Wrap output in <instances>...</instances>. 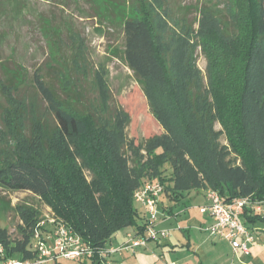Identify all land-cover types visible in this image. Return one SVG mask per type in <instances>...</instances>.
<instances>
[{
	"label": "trees",
	"instance_id": "obj_1",
	"mask_svg": "<svg viewBox=\"0 0 264 264\" xmlns=\"http://www.w3.org/2000/svg\"><path fill=\"white\" fill-rule=\"evenodd\" d=\"M134 1L137 17L126 18L123 25L124 61L142 82L155 117L171 137L149 140L143 146L147 153L144 163L142 147L131 144L128 149L135 155L132 161L136 166H128L122 152L121 114H117V121L99 123L94 114L77 106L76 92L64 86L69 97H59L37 70L32 84L54 119L51 132L21 97L24 81L18 69L12 70L8 82L0 83L6 103L0 131V187L31 192L46 200L64 224L94 249L93 264H100L99 251L119 232H144V212L134 202V193L148 173L155 178L148 181L163 184L164 196L174 203L208 186L226 202L248 198L254 204H264V141L255 143L250 138L264 128V0H219L222 10L214 5L219 1L205 4L202 13L207 20L200 24L198 37L211 64L209 82L215 113L202 91L192 58L169 63L162 36L166 30L159 28L153 16V3ZM156 1L158 6L163 0ZM216 119L226 129L233 150L244 160L243 165L226 166L222 179L207 161L218 153L213 131ZM64 138L74 146V158L73 154H59L55 143ZM159 148L162 152L155 153ZM186 154L196 160L205 182L185 179L190 168ZM76 157L94 175L91 186L83 178ZM167 166L172 169L169 177L164 176ZM145 167L150 172L144 173ZM21 215L27 223V229L20 230L24 240H10L7 231L0 228V243L8 256L31 260L35 257L30 247L39 213ZM243 221L252 231L256 223L264 222V215L247 211Z\"/></svg>",
	"mask_w": 264,
	"mask_h": 264
},
{
	"label": "rangeland",
	"instance_id": "obj_2",
	"mask_svg": "<svg viewBox=\"0 0 264 264\" xmlns=\"http://www.w3.org/2000/svg\"><path fill=\"white\" fill-rule=\"evenodd\" d=\"M148 1L154 5L153 16L157 19L159 28L166 30L162 36L165 38L164 46L167 49L165 54L169 63L174 64L182 57L192 58L194 69L202 80V91L207 95L212 108H216L210 93L211 64L203 51L198 32L200 24L207 20L204 18L205 13H202L206 10L205 4L219 0H163L158 6L156 0ZM220 2L214 4L217 10L223 8ZM134 5H136L134 0H0V83L3 80L8 82L6 79L12 70L18 69L16 71L23 74L24 81L21 86V97L33 106L35 118L40 119L51 132L54 129V119L32 84L33 74L37 70L46 84L60 95L59 97L66 100L69 97L64 93V86L73 90L72 93L76 92L77 106L84 112L94 114L99 123L117 121V114H121L125 146L122 152L129 160L130 169L136 166L132 161L136 159L135 155L128 149L131 144L134 147H142L140 154L144 163L147 153L143 146L149 140L171 138L168 130L155 117L142 82L124 61L123 25L126 18L137 17ZM218 16L223 18L222 14ZM5 107V98L0 91V131H3L1 129ZM28 126L31 127V123H28ZM213 131L218 138V153L207 161L213 167L216 176L222 179L226 166L243 165L244 160L233 150L230 137L218 119L213 123ZM28 132L29 129L27 135ZM250 138L255 143L264 141V128L259 134H252ZM55 145L60 155L73 154L74 146L67 138L58 139ZM160 152L162 148L157 149L155 153ZM74 155L75 153L73 158ZM76 159L83 178L91 186L94 175L81 164L79 158ZM139 160L142 159L138 158L137 161ZM185 160L190 165L185 171V179L205 182L204 172L196 160L189 154L185 155ZM167 170L164 176L169 177L172 169L167 166ZM148 171V167H145L144 173ZM154 179V176L148 173L141 179L139 186ZM210 189L207 186L204 191ZM203 200V191L195 195H192V192L187 193L182 202L175 204L173 209L179 205L184 208L188 206L192 208L191 215L172 219L168 226L186 225L190 216L201 219L196 205L201 204ZM250 211L251 214L264 215V204L259 205L258 210ZM22 212L39 213L36 227L47 219H57L64 223L43 198L31 192L10 191L0 187V228L7 231L10 240L17 242L24 240L20 230L27 229V223L25 215H21ZM253 227L255 229L252 228L254 244L251 247L253 252L251 257L234 255L233 249L231 250L226 242L219 241L205 247L203 249L205 257L201 258L205 260L209 255L207 264H211V255L219 259L218 264H264V222L260 221ZM168 241L170 244H179V241L184 243L186 239L179 230H175ZM147 252L149 254L145 255L150 259L149 262L145 260V263L168 264L166 260L153 259L154 254L158 257L157 252L149 250ZM193 259L195 262L198 261V258ZM167 261H177V258L171 257ZM47 264H93V262L60 260ZM100 264L106 263L102 261ZM121 264H131V261L124 260Z\"/></svg>",
	"mask_w": 264,
	"mask_h": 264
},
{
	"label": "built area",
	"instance_id": "obj_3",
	"mask_svg": "<svg viewBox=\"0 0 264 264\" xmlns=\"http://www.w3.org/2000/svg\"><path fill=\"white\" fill-rule=\"evenodd\" d=\"M206 204L200 212L209 215L213 224L206 228L211 236H219L227 241L235 253L250 254L254 237L243 221V214L258 210L260 203H252L248 198L223 201L217 191L205 192ZM165 194L163 184L147 181L134 193V202L143 210L145 229L140 235L129 234L128 239L111 250V253H135L145 249L150 242H161L170 236V230L158 228L163 216L161 200ZM34 242L30 250L35 253L31 260L8 256L7 250L0 243V264H47L63 258L71 261L92 259L95 251L83 239L57 219L40 222L34 233ZM99 256H103L102 250Z\"/></svg>",
	"mask_w": 264,
	"mask_h": 264
},
{
	"label": "crops",
	"instance_id": "obj_4",
	"mask_svg": "<svg viewBox=\"0 0 264 264\" xmlns=\"http://www.w3.org/2000/svg\"><path fill=\"white\" fill-rule=\"evenodd\" d=\"M195 194L198 193L192 192V195ZM204 194L205 191L203 190L204 200L201 204L196 205V208L199 211L201 219L190 216L188 217V222L186 225H180V226L178 225L176 227H173L172 225L168 226V223L172 219L181 218L183 216L186 218L187 215H191L192 208H188V206L187 208H184L182 207V205H179L177 206V208L173 209V206L177 203L172 202L166 196H164L161 200V208H162V212H164V215L162 216L161 221L159 222L158 228L170 230L171 236L175 230H179L182 233L183 237L186 239V242L181 243L179 241V244H170L167 239L161 242H150L147 248L138 249L135 253H118V252L111 253V250L113 248L124 243L128 239L129 234H133L132 229H126L119 232L116 236H114V238H112L110 242L106 244V246L102 249L103 256H99L100 261L101 262L103 261L106 264H121L122 261L128 260L131 261V264H147L145 263V260H148L149 262L150 258L146 257L145 254H149L147 252L149 250L153 253L154 252L158 253L157 254L158 257L156 256V254H154L156 257L154 255L152 256L155 261L166 260L168 264H178L177 262H179V264H207L209 260V257L207 256L209 255L206 256L205 260L201 258V256L205 257V255H203L205 253L203 250L205 247H209V245H214L219 241L222 242L224 241L229 246L230 244L219 236H211L210 233L206 231V228L210 227L213 224V220L209 215H205L200 212V207L206 204V199ZM176 237H180V236H176ZM251 247L253 246L252 245L250 246V254L247 255L250 257L253 255ZM233 254L246 256L245 254L240 252L239 253L233 252ZM211 256H210V263L218 264L217 261L219 259L214 256L211 258ZM167 257L177 258V261H167L170 260V258L167 259ZM193 258H198V261L195 262ZM60 260H66V259L59 258L57 260H54L53 262H57ZM90 260L91 259H85L74 262L84 263L85 261H90ZM66 261H71V260H66Z\"/></svg>",
	"mask_w": 264,
	"mask_h": 264
}]
</instances>
